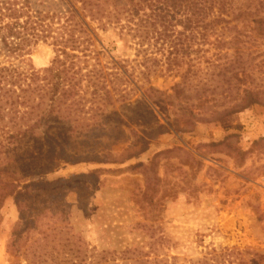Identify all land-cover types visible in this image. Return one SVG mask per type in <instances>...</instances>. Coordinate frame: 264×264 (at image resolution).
Listing matches in <instances>:
<instances>
[{
	"label": "rangeland",
	"instance_id": "obj_1",
	"mask_svg": "<svg viewBox=\"0 0 264 264\" xmlns=\"http://www.w3.org/2000/svg\"><path fill=\"white\" fill-rule=\"evenodd\" d=\"M18 1L32 12L62 17L70 0ZM80 7L75 5L81 16ZM258 15L264 16V6ZM119 18L85 19L96 37V55L77 62L80 85L67 102L74 101L69 113L54 116L49 130L13 154L24 171L43 168L47 132L60 142L67 162L27 178L35 185L21 213L13 197L4 199L0 264H32L34 250V264H75L67 254L70 242L88 254L107 252L105 264H264V105L249 106L236 116L238 129L224 130L211 112L223 108L225 85L211 87L213 100H195L198 81L212 70L195 66L181 87L184 98H177L174 86L186 67L166 70L168 44L157 39L166 22L150 17L137 30V20L129 26L122 11ZM62 21L55 18L53 28ZM238 27L250 35L254 25ZM248 39L254 54L247 60L258 65L264 40ZM54 57L49 42H39L15 54L12 63L43 74ZM259 66L254 83L264 88ZM97 83L110 91V105L95 103ZM43 233L47 243L39 242ZM12 240L19 244L17 255L8 250Z\"/></svg>",
	"mask_w": 264,
	"mask_h": 264
},
{
	"label": "trees",
	"instance_id": "obj_2",
	"mask_svg": "<svg viewBox=\"0 0 264 264\" xmlns=\"http://www.w3.org/2000/svg\"><path fill=\"white\" fill-rule=\"evenodd\" d=\"M251 1L256 3L255 6ZM67 3V12L62 17H56L44 12H32L18 0H0V210L5 198L13 197L21 213L25 197L29 196L30 188L35 185L27 178L51 173L67 162L60 142L47 132L43 134L46 145V164L43 168L24 171L16 167L12 157L27 140L49 130L56 116L59 118L61 114L69 113V105L74 101L67 102L78 96L75 91L80 85L76 76L82 69L77 62L96 55L91 47L96 37L88 30L86 18L97 23H102L104 19L106 23L113 20L119 22L122 11L127 14L129 26L137 20V30L142 24H147L150 17L156 22H166V26L157 33V39L168 44L166 70L186 67L180 84L174 86V95L184 98L181 87L188 82L191 70L196 67L198 71L211 69L210 74H205V78L198 81L201 87L196 91L195 100L200 103L213 100L216 93L211 87H219L220 83L225 85L221 94L223 108L211 112V116L226 131L239 128L236 116L241 111L251 105H264V88L254 83L253 73L256 66L260 68L259 64L264 68V49L258 50V55L262 56L258 65H252L254 58L251 63L247 59L254 52L246 42L250 40L248 38L252 41L264 40V16L258 15L264 0L239 4L234 0H70ZM76 4L81 6V16L75 8ZM177 16L181 31L176 37L173 20ZM55 18L57 21L63 19L57 28H53ZM232 22L234 24L231 25ZM239 24L242 27L253 24L254 27L249 29L250 35L242 31ZM218 28L221 31L218 32ZM225 30L228 32L226 37L222 32ZM39 42H49L54 48L55 57L51 66L43 74L19 71L12 63L13 56ZM212 49L216 53L207 57ZM227 50H232V53L228 54ZM201 63H205L203 68ZM143 67L145 70L151 68L145 64ZM93 87L95 103H112L105 84L97 83ZM233 91L236 92L233 94ZM163 101V98L156 100L160 103ZM193 116L203 119L204 115ZM238 154L242 153L239 151ZM48 238L49 235L43 233L39 242L47 243ZM68 247V257L70 255L71 260H76L75 264L86 260H89V264L108 263L107 252L93 251L88 254L83 249H75V244L71 242ZM8 250L17 255L18 242L10 241ZM125 252L120 253V258ZM30 253V262L34 264L37 261L36 250Z\"/></svg>",
	"mask_w": 264,
	"mask_h": 264
}]
</instances>
